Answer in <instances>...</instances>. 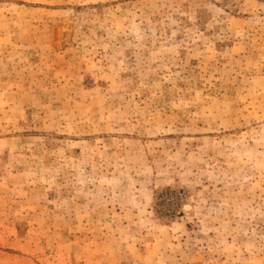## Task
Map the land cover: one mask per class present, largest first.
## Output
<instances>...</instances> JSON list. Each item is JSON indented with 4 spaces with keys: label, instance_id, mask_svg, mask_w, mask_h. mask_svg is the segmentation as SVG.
Returning <instances> with one entry per match:
<instances>
[{
    "label": "rangeland",
    "instance_id": "obj_1",
    "mask_svg": "<svg viewBox=\"0 0 264 264\" xmlns=\"http://www.w3.org/2000/svg\"><path fill=\"white\" fill-rule=\"evenodd\" d=\"M0 264H264V0H0Z\"/></svg>",
    "mask_w": 264,
    "mask_h": 264
}]
</instances>
